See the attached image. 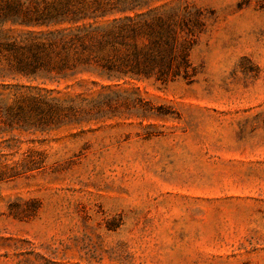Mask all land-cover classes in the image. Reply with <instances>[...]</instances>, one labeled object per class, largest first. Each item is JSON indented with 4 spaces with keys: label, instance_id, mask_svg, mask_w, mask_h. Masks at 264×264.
Listing matches in <instances>:
<instances>
[{
    "label": "rangeland",
    "instance_id": "1",
    "mask_svg": "<svg viewBox=\"0 0 264 264\" xmlns=\"http://www.w3.org/2000/svg\"><path fill=\"white\" fill-rule=\"evenodd\" d=\"M139 3L185 19L187 77L0 76L87 106L0 130V264H264V0Z\"/></svg>",
    "mask_w": 264,
    "mask_h": 264
},
{
    "label": "trees",
    "instance_id": "2",
    "mask_svg": "<svg viewBox=\"0 0 264 264\" xmlns=\"http://www.w3.org/2000/svg\"><path fill=\"white\" fill-rule=\"evenodd\" d=\"M139 2L0 0V76L64 83L65 89L72 88L67 82L83 74L115 84L153 78L167 83L187 77L192 65L190 47L180 39L179 31L185 19L177 20L175 13H138L146 5ZM11 98L14 101L9 104ZM85 101L79 96L64 100L51 90L2 79L0 130L7 132L14 125L44 130L85 112Z\"/></svg>",
    "mask_w": 264,
    "mask_h": 264
}]
</instances>
